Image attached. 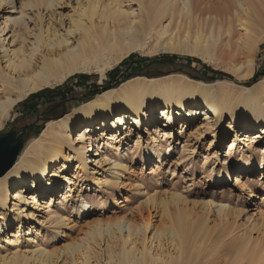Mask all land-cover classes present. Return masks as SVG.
I'll list each match as a JSON object with an SVG mask.
<instances>
[{
  "label": "bare ground",
  "instance_id": "1",
  "mask_svg": "<svg viewBox=\"0 0 264 264\" xmlns=\"http://www.w3.org/2000/svg\"><path fill=\"white\" fill-rule=\"evenodd\" d=\"M205 1L234 2L237 15L212 14L211 9L203 7ZM3 3L11 4L14 10L13 0H0V5ZM251 3L252 0H87L86 4H81L77 17H71L66 31H51L49 28L44 31L35 24L32 29L34 39L31 41L25 10L40 6L55 10L62 0L24 2L19 16L10 14L2 22L3 26L0 25V48L3 57L8 58L7 70L3 69V73H0L3 92L0 98V126L11 110L30 95L62 85L78 73L99 74L102 82L108 71L142 46L148 31L154 30L159 39L167 37L173 21L182 19L189 24L192 20L197 22L194 34L186 31L179 37H167V41L158 42L159 48L169 53L199 57L217 68L225 67L227 70L224 61L235 62L231 56L234 52L247 54V72L238 77H251L254 74L253 55L264 40V29L257 31L250 24L253 14ZM36 19H42L40 12L36 14ZM234 22L244 31L239 41L233 44ZM9 28L13 32L10 36V31L7 32ZM7 40L8 43L11 40L9 48L5 44ZM243 65L237 63L239 67L235 73ZM235 85L228 80L204 82L184 75L137 77L78 105L62 119L49 122L19 154L13 167L0 177V237L5 231L4 227L8 231L11 229L9 211L12 204L18 225L12 236L18 237L25 225L34 219V212L27 213L26 207L31 199L37 207L41 205L39 185L44 182L48 184L44 186L42 194L49 193L51 200L53 194L67 183V191L60 203L61 209L65 208L78 182L72 181L70 169L75 163L80 171L88 170L91 162L101 164L102 160L97 158L102 156L104 160L108 159V153L117 149L116 143L124 131L128 130L127 138L137 134L139 139L135 145L140 147L139 129L145 123L154 126L156 134L151 136L153 146L148 150L152 149L158 154L162 146L160 138L169 141L175 137V111L185 119L195 118L204 111L203 127H207V130L213 128L214 119L219 123L229 116V128L244 125L241 127L245 131L242 136L244 143L246 141L250 146L264 134V79L249 87L239 86L240 89H235ZM160 122L164 124L160 125ZM82 124L85 126L75 133V129ZM197 131L198 137L205 133L199 129ZM216 140L217 137L211 141V145ZM171 143L168 144L167 157L173 152ZM228 144L227 155H232L233 149L239 148L238 134ZM252 150L249 158L241 155L238 164L240 171L234 175L235 182H227L232 183L236 190H243L246 185L251 188L250 183L244 182L241 173L247 162L258 159L259 153L254 148ZM149 154L145 151L144 158ZM91 155L92 159L89 158ZM261 161L264 173V155ZM114 165L124 166L122 160ZM221 178H229L227 172ZM106 182L109 184L111 180L107 179ZM258 191L250 193L251 200L258 197ZM157 196H149L145 203L161 209L167 216L163 226L153 224L150 218L141 217L137 221V214L131 212L122 217L91 222L83 236L52 250L39 244L30 252L17 250L7 255L0 254V264H56L65 254L71 262L64 264H99L91 262V255L94 249L101 247L102 241L108 246V264H264V248L250 243V234L226 229L218 239L208 240L207 221L210 213L216 208L217 216L227 215L233 211L228 203L213 205L214 201L206 202L203 206L206 212L201 215L188 209L180 194L164 198ZM233 199L234 194L230 192H224L220 198L227 202ZM112 203H119L115 195ZM73 204L78 214L88 211L86 198L80 206ZM49 214L56 224V238L65 236L61 228L67 218L59 211L51 210ZM156 241H159L157 251L150 246ZM7 242L15 243L10 238Z\"/></svg>",
  "mask_w": 264,
  "mask_h": 264
},
{
  "label": "rangeland",
  "instance_id": "2",
  "mask_svg": "<svg viewBox=\"0 0 264 264\" xmlns=\"http://www.w3.org/2000/svg\"><path fill=\"white\" fill-rule=\"evenodd\" d=\"M13 1V11L11 4L3 3L0 5L1 26H3L2 22L6 19V16H9L10 14L14 17L19 16L20 11L22 10V3L30 0ZM86 2L87 0H62V4L55 10H49L43 6H40L39 8H27L25 11L28 13L27 18L29 19L30 40L33 41L34 39L32 29L35 24H37V28L38 26L42 27L44 31L48 28L51 31H66L70 26L71 17H77L81 4H86ZM136 7L137 6L134 3V8ZM203 7L211 9L214 12L212 14L220 15L222 13H227L233 17L237 15L235 10L236 4L234 2L226 1L209 3L205 1ZM251 8L253 14L250 19V24L257 31H262L264 29V0H252ZM38 12H40L42 17L40 20L36 19V14ZM197 26V22L193 20L190 24L185 19L180 21L177 20L176 22L173 21L167 37L169 38L174 35L179 37V35H182L186 31H190L191 34H194ZM10 30L11 28H9L7 32ZM233 30L234 39L232 43L234 44L239 41L244 28L238 26L237 22H234ZM12 33L13 32L10 31L8 35L10 36ZM167 37L165 36L164 38L159 39L154 30L148 31L142 46L131 54L134 57L132 62L129 65L122 66L119 73H124L126 75L131 73L138 74V71H140L141 67L146 65L147 62H151L153 59L160 62L164 54L179 55L180 57L189 56L165 52L162 48H159L158 42L167 41ZM3 38L4 37H2V39ZM11 40H9V43L8 40L5 42L8 48L11 46ZM234 53L235 54L231 56L235 58V62L224 61L223 65L226 66L228 70L225 69V67L217 68L214 64L206 62L199 57H189L200 59L202 63L206 64L211 69L222 71L227 75H230L231 77H225L218 80L234 82L236 84L235 89H240L239 86L249 87L247 84L248 81L258 70L261 71L264 67V40L260 43L258 49L253 55L254 74L251 77L244 79L238 77V75L247 72L245 65H247L248 56L247 54H241L237 51ZM3 55V50L0 48V73H3V69H5V71L7 70L6 64L8 58H4ZM240 62L244 65L239 72L235 73L236 69L239 67L236 66V64ZM121 63L111 71L115 70L121 65ZM111 71L107 72L106 78L102 80V82L100 81V75L96 73H78L75 76H72L67 82L65 91L66 99L56 96V100L59 99L63 101V103L67 102L65 104V111H59L57 117L46 118L43 121H40L39 125H42L44 129L49 122L62 119L72 112L75 107L85 103L82 101V98L89 90L97 88L102 89V87L106 86L109 81H112V76L109 75ZM158 72H160L159 75L163 76L148 77L144 75H135L133 78H162L171 75H184L191 79H194V76H198L201 77V81L209 82L207 77L211 75V73H207L206 70H203L199 64L193 63L192 65L187 66L184 60H177L172 65L160 66L157 70V73ZM80 75H84L86 78L81 80ZM57 87H63V84L48 89H55ZM2 96L3 92L0 83V98ZM24 101L20 103L21 106L18 104L13 108L9 116L2 121L0 134L10 131L11 127L20 128L25 124L29 125L30 122L35 121V114H32L33 112L31 111H43L52 106H44L46 103L55 100L54 98L43 99L39 102L37 107L33 106L34 102H28L26 105H22ZM203 112L204 111L201 112V115L199 114L195 118L188 117V119H185L182 116L180 117L178 111H175V115L177 114L174 118L175 129L173 133L175 134V137L169 141L160 138L162 146L158 154L154 153L152 149L148 150V147L153 146L151 136H154L156 133H154V126L145 123L143 124V127L139 129L141 140L140 147L135 145L137 139H139L138 135L134 133L127 138V130L122 133L116 143L117 149H113L108 153V159L104 160L102 156L97 158L102 160L101 164L94 165V162H91L89 163L88 170L80 171L77 169V164L75 163L70 169V175L72 181L78 182L75 185V191L73 192L74 195L70 203H66V206L63 209H61L60 203L64 198V193L67 191V183L61 186L56 194H53V200L50 199L49 193L42 194V191H44L43 188L48 182H44L43 185L40 184L39 190L41 191L39 192L38 198L40 199L41 205L37 207L34 204V200L31 199V203L27 205L26 210L27 213L34 212V219L30 220L29 223L25 225L18 237L12 236V233L15 234L18 229L17 221L14 219L16 211L13 209L12 204V209L9 211V214L13 225L11 224V229H9V231L4 227L5 231L1 233L0 254L7 255L17 250L30 252L31 250L36 249L39 244L52 250L63 246L71 240L83 236L84 231L87 229V225L91 222L107 220L115 216L122 217L131 212L137 214V218H135L137 221H140L141 217L150 218L153 224L163 226L167 220V216L161 209L156 208L153 205L151 206V204H147V206L145 203L146 199L154 194L158 195L157 197L160 196V198L169 197L171 194H180L186 201L185 206L201 215L206 212L203 207L206 202L214 201L213 205L228 203V206L233 209V211L229 212L227 215H224L223 217L217 216V213H215L216 208L210 213L207 221V227L209 230L208 240L213 241V239H218L226 229H234L236 232L250 234V243L254 242L259 245V247L264 248V177H262L264 173L262 172L263 165L261 161L262 156L264 155V134L261 135L260 138H257V141L251 144L252 146H247L248 142L245 141L244 143L245 138L242 136L245 131L242 130L241 127H244V125L239 127L240 125L237 124V126L235 125L234 127L229 128L231 119L229 116H225L219 123L214 119L213 128L207 130V127H203L205 118L202 115ZM155 115L156 114H153V116ZM160 117L161 116L158 118ZM99 121H102V119ZM130 123L131 121H129V125ZM160 123V125L164 124V122ZM99 124L101 123L99 122ZM84 126L85 124H82L77 127L75 133ZM197 129L205 131V133H203L201 137H198ZM35 132L36 130L29 132L24 148L32 139L37 137ZM236 134L239 136V148H234L233 154L227 155L229 153L230 145L228 143L235 140ZM216 137V142L211 145V141ZM169 143L172 144L171 147L173 148V152L167 157L170 149L168 145ZM101 145L103 146V144ZM118 147L120 148L119 150ZM253 148L256 150L257 154L259 153L258 159L253 162H247V165L243 167V173H241L244 182H247V184L250 183L251 188L246 185L243 190H240V188H237L236 190V187L232 183L227 182H235L234 175L240 171L238 169V164L241 155L245 154L249 158L252 155ZM67 151L69 152V150ZM145 151H148L150 154L144 158L143 154ZM158 156H160V158H158ZM232 156L233 159L231 158ZM89 158L92 159V155L89 156ZM121 160L124 166L116 167L114 164ZM58 167H60V165ZM251 167L253 168L252 171L249 170ZM224 172H227L229 178H221V175L224 174ZM50 177L51 176H49V179ZM248 178H252V180H249ZM107 179L111 180L109 184L106 182ZM253 190H259L257 194L258 197L251 200L250 193ZM224 192L234 194L232 202L220 200ZM114 195L116 196V199L119 200V203H112V197ZM84 198L88 201V211L78 214L74 211L73 203L80 206ZM51 210L59 211L63 217L67 218L61 228V230L64 231L65 236L61 235L58 239L56 238V224H54L53 219H51V215L49 214ZM171 211L174 213V210ZM8 233H10V235ZM151 235L152 233L149 234V239L151 238ZM9 238L14 240L15 243L9 244L7 242ZM115 242L117 243V240H115ZM157 243H159V241H156L153 245L150 244V246L153 247L152 250L157 251L159 249L156 247ZM164 243L165 241H163V246H165ZM107 249V244L102 241L101 247L92 251L91 256H93V258L91 262L108 264ZM66 256V254L62 255L56 264H64L65 262L70 263L71 260L67 259Z\"/></svg>",
  "mask_w": 264,
  "mask_h": 264
},
{
  "label": "trees",
  "instance_id": "3",
  "mask_svg": "<svg viewBox=\"0 0 264 264\" xmlns=\"http://www.w3.org/2000/svg\"><path fill=\"white\" fill-rule=\"evenodd\" d=\"M133 55H130L128 58H126L122 63L121 65H119L115 70L111 71L109 73V75L112 76V81H109L107 83L106 86L102 87V89L100 88H97V89H92V90H89L82 98V101L84 102H87V101H90L91 99H93L96 95L104 92V91H107V90H110V89H113V88H116L118 86H120L123 82L135 77V75H141V76H148V77H159V76H163V75H159L160 72H155V73H152V74H146V73H142L141 70L138 71V74L136 73H131V74H120L119 73V70L122 66L124 65H129L131 62H132V59H133ZM156 59H153V61H151V63H154L156 65H158L159 67L160 66H166V65H172L174 64L177 60H184L185 61V64L188 66L192 65L193 63H196V64H199L203 70H206L207 73H211V75H209L207 77V80L209 82H214L218 79H221V78H225V77H231L230 75H227L226 73L222 72V71H218V70H213L211 69L210 67H208L206 64L202 63L200 61V59H197V58H193V57H189V56H182L180 57L179 55H171V54H164L162 56V60L159 62V61H155ZM168 74V73H167ZM84 78H86V76L84 75H80V79L81 80H84ZM194 79L196 80H200L201 77H198V76H194L193 77ZM264 78V67L263 69L260 71L258 70L254 76L248 81V85H253L255 83H257L258 81H260L261 79ZM67 82L68 80L63 84V87H57L54 89H45V90H42L38 93H35V94H32L29 96V98L27 100H25L22 105H26L28 102H34L33 106L37 107L39 102L43 99H47V98H54L55 101H50L48 103H46L44 106H59L60 104H63V101L61 100H56V96L60 97V98H65L66 99V95H65V91H66V87H67ZM111 82V83H110ZM21 106V104H20ZM43 106V107H44ZM33 112L32 114H35V121L33 122H30V126H33L32 127V130H36L35 132V135L38 136L40 134V132L43 130V126L39 125V122L40 121H43L45 118L42 117L41 118V115L43 113V111H31Z\"/></svg>",
  "mask_w": 264,
  "mask_h": 264
},
{
  "label": "water",
  "instance_id": "4",
  "mask_svg": "<svg viewBox=\"0 0 264 264\" xmlns=\"http://www.w3.org/2000/svg\"><path fill=\"white\" fill-rule=\"evenodd\" d=\"M17 134V131L0 134V177L13 167L29 136V132L22 138H18Z\"/></svg>",
  "mask_w": 264,
  "mask_h": 264
},
{
  "label": "flooded vegetation",
  "instance_id": "5",
  "mask_svg": "<svg viewBox=\"0 0 264 264\" xmlns=\"http://www.w3.org/2000/svg\"><path fill=\"white\" fill-rule=\"evenodd\" d=\"M158 69H159L158 65L151 63V62H147L146 65L141 67V72L146 73V74H152V73L157 72ZM66 103L60 104L59 106H50V107L44 109L43 113L41 115V118L44 117L46 119V118L57 117L58 116L57 114L59 111H65V109H66L65 104ZM29 126H30V124L29 125L25 124L24 126H22L20 128L11 127L10 131H17V133H18L17 137L22 138L25 135V133L32 131L33 126L32 127H29Z\"/></svg>",
  "mask_w": 264,
  "mask_h": 264
}]
</instances>
